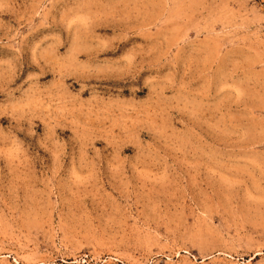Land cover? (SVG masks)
I'll return each mask as SVG.
<instances>
[{
    "label": "rangeland",
    "instance_id": "1",
    "mask_svg": "<svg viewBox=\"0 0 264 264\" xmlns=\"http://www.w3.org/2000/svg\"><path fill=\"white\" fill-rule=\"evenodd\" d=\"M0 264H264V0H0Z\"/></svg>",
    "mask_w": 264,
    "mask_h": 264
}]
</instances>
